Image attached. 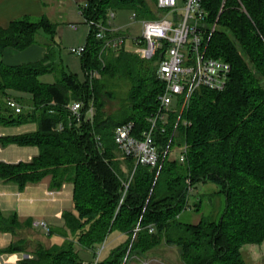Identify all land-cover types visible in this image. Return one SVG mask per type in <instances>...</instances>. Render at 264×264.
Here are the masks:
<instances>
[{"label":"trees","instance_id":"obj_1","mask_svg":"<svg viewBox=\"0 0 264 264\" xmlns=\"http://www.w3.org/2000/svg\"><path fill=\"white\" fill-rule=\"evenodd\" d=\"M151 1L155 6L156 0ZM202 7L207 13L206 57L230 64L226 86L221 91L203 87L195 91L177 124L178 106L172 108L164 132L154 134L159 164L154 168L138 165L133 174V160L117 152L112 133L127 122L134 124L135 133L148 128L147 119L156 114L163 90L155 75L158 56L143 60L120 48L99 59L102 43L90 29L80 59L84 72L95 69L99 78L80 82L55 63L56 25L46 17H26L0 27V126H37L34 132L0 141L38 148L29 162H0V179L20 189L47 177L51 189L71 184L73 207L63 211L61 218L77 247L94 254L112 232L124 237L99 264H122L131 255L159 259L152 251L165 246L176 250L179 264H246L242 248L264 242V0H202ZM117 10H128L137 19L154 18L145 0H87L81 12L87 20L105 22ZM33 44L46 49L42 60L17 66L2 62L6 48L21 51ZM44 74H53L54 82H41ZM122 80L129 83V89L120 100L119 113L107 115L105 99L112 97ZM8 91L25 93L28 98ZM8 99L18 102L22 112L9 109ZM90 99L96 107L93 124L72 120L69 105L86 104ZM175 124L179 145L186 146L183 163L169 159L170 146L165 153L170 140V144L177 142L172 136ZM95 137L102 149L97 148ZM131 174L124 194L123 183ZM207 182L224 197L219 218L203 217L197 224L180 222L191 190ZM30 226V220L22 222L0 213L1 233L16 235ZM60 235L63 243H38L20 264H81L73 241L66 232ZM25 245L18 237L0 253L25 252Z\"/></svg>","mask_w":264,"mask_h":264},{"label":"built area","instance_id":"obj_2","mask_svg":"<svg viewBox=\"0 0 264 264\" xmlns=\"http://www.w3.org/2000/svg\"><path fill=\"white\" fill-rule=\"evenodd\" d=\"M155 6L158 13H161L155 19H137L134 13L130 18L138 20L142 24L141 37L131 41L134 48L133 53L143 60L158 56L155 75L163 86L162 93L158 97V110L154 116L147 119V129L135 133L134 124L127 122L117 125L112 133L117 152L122 157L133 160L132 174L138 165L154 168L159 164L160 154L154 134L157 130L164 132V124L167 122V115L173 104L181 105L182 110H180L178 122L181 111L187 106L195 91L202 87L215 91L223 90L231 71L229 63L221 59L206 57L208 39H205L204 20L207 13L202 7V0H184L183 7L178 6V0H156ZM84 7L85 4H79L77 10L83 23L92 30L94 39L102 43L99 59L108 51L124 48L126 35L122 33L121 29H112L111 19L114 18V14L109 13L105 22L87 20L83 18L81 12ZM71 27L76 28L75 25H71ZM214 28L215 25L211 28L210 33ZM85 50V46L70 48L69 53L81 57ZM85 78L91 82L99 78V72L95 69L87 70ZM7 106L14 113H20L23 110L22 106L13 99L7 100ZM68 112L72 120L92 125L96 107L92 99L86 104L83 101H75L69 105ZM58 129L61 130L62 125H59ZM94 139L97 148L102 149L98 137ZM167 150L168 146L165 153ZM185 154L186 146L183 145V151L175 160L183 163ZM127 186V184L124 186V194ZM31 227L33 229L42 228L43 231L49 233V228L44 222L32 221ZM152 232L153 229L149 227V233ZM105 245L106 241L96 248L90 261H83L81 264H99ZM126 259L127 257L124 258L122 264ZM138 260L142 264H166L156 258L141 257Z\"/></svg>","mask_w":264,"mask_h":264},{"label":"rangeland","instance_id":"obj_3","mask_svg":"<svg viewBox=\"0 0 264 264\" xmlns=\"http://www.w3.org/2000/svg\"><path fill=\"white\" fill-rule=\"evenodd\" d=\"M145 1L147 5L150 7L152 11V15L154 16V18L152 19H155L161 15V13H158L157 9L155 8L151 0H145ZM82 2L83 1H80V3ZM183 5H184V0H178V6L183 7ZM64 8L65 7H63L62 10H60V12L64 11L63 10ZM71 11H73V13L72 14L69 13L67 17H65V15L63 17L59 16L56 17V19L54 20V24L56 25V31L54 35V41L56 43V45L54 46V51H55L54 61L56 64H60L65 72L72 74L73 76L76 77L78 81L83 82L85 81V72L82 67V61L80 57H76L75 55L70 54L69 49L84 47L86 43V39L89 35L90 28L87 24L83 23V19L81 15L78 13L76 5L73 6V10ZM113 14L115 15V18L111 19L112 29L122 30L123 34L126 35L125 49L127 51L133 52L134 48L131 44V41L133 39L141 37L142 35L141 22L138 20H132L130 18L132 13L128 10H117L114 11ZM71 25H75L77 29H73ZM41 34L42 33H40V35ZM39 80L43 83H53L54 76L53 74H44L40 76ZM109 89L111 88L109 87ZM128 89H129V83L127 81L122 80L120 82H117V88L113 90L115 92H112L113 93L112 97L105 99L106 107L104 108V110L107 115H116L119 113V109L121 108L120 100L124 98ZM8 93L12 96L18 95L28 98V96L25 93L16 92V91H8ZM176 105L178 106L177 109L180 113V110H182L181 105L174 103L172 108H174ZM176 124L174 125L172 133L173 135L175 134L174 140H176L177 142L175 141L176 143L173 142L174 144L173 143L170 144L171 141L170 140L167 144V146H170L169 149L170 151L168 153V157L170 160L175 159L183 151V145H185V144L179 145L180 142L178 138V132L176 130ZM0 129L15 135H17L18 133L19 135L28 132H34L37 130V126L35 123H26L17 126H0ZM10 145L22 149L23 152L25 151L24 150L25 148L30 149L28 151H33V150L38 151V148L35 146H28L24 148L14 144H10ZM118 159L122 160V157H118ZM131 179L132 176L129 175L128 180L125 183H123V187L126 184L129 186ZM68 187L69 190H66L65 188L62 190V195H63L62 198L65 208H72L71 198L67 197L68 192L71 193L72 188L71 185H68ZM217 191L218 188L211 182L197 184L195 188L191 190L190 195L188 197L189 207L181 214H179L178 220L182 223H187V224H197L203 217H210V218L212 217L213 219L217 220L221 215L224 207V197L221 194H216ZM197 202L199 203V207ZM49 212H51V210H49ZM35 221H38L40 223L42 222L39 221L38 219H35ZM50 226H48V228L50 227L53 231H56V229H59L61 227L53 223ZM64 230L63 231L66 232L68 236V240L73 241V247L76 250L78 249L79 256L82 259V261H90L93 258L94 254L80 250L77 247V244L75 243L74 236L72 235V233L69 230L66 229ZM4 236H5L4 234L0 233V239H2ZM35 237L36 239H39V241L43 245L49 244L48 241L50 239L52 240V244H61L65 241V238L62 237L61 235L57 233H51L49 235V233L45 231L44 233L38 232V234H36ZM123 242H124V238L118 232H112L111 234H109L106 239L105 248L101 255V260L108 258L110 252L113 249H115L117 246L121 245ZM152 252L153 254L155 253L159 257V259H161L164 263L167 264L178 263L177 261L178 258H176L177 256L174 248L166 247V246L158 247L154 249ZM242 254L244 256V260L246 264H262L264 259V242L261 245H246L244 248H242ZM124 264H142V263L137 258H134L133 255H131L125 261Z\"/></svg>","mask_w":264,"mask_h":264},{"label":"crops","instance_id":"obj_4","mask_svg":"<svg viewBox=\"0 0 264 264\" xmlns=\"http://www.w3.org/2000/svg\"><path fill=\"white\" fill-rule=\"evenodd\" d=\"M80 1L83 2L80 3ZM86 1L87 0H0V27L5 28L12 21L22 18L27 17L35 20L42 16L46 17L54 24L56 17H63L64 15L67 17L69 13H73L71 10H73L74 5L78 7L79 4H85ZM63 7H65L63 9L64 11L60 12ZM75 29H77V27ZM40 36V41H44V34L42 33ZM45 54L46 49L41 44H33L21 51L13 48H6L2 54L1 60L6 66H17L40 61L44 58ZM13 135L15 134L0 129V139ZM24 150L23 152L22 149L13 147L10 144H4L0 141V162L11 164L19 162L25 163L29 162L38 154L37 150L28 151L30 149L27 148ZM68 185L71 184H63L59 189H51L50 180L47 177L37 183H27L20 189L18 184L12 182L4 183L0 179V213L5 218L15 216L22 222L26 220L32 222L38 219L39 221L47 223L48 226L53 223L61 227L56 229V232L53 231L50 226L49 233H57L60 235L65 231L64 229H66L61 215L65 210H72V208H65L62 198V190L64 188L69 190ZM71 188L73 191L72 185ZM72 191L71 193L68 192L67 195L68 198H71V202ZM49 210H51V212H49ZM40 230V228L33 229L30 226V228L26 230L17 231L16 235L2 233L5 236L0 239V251H2L1 249L9 247L18 237L25 241L26 245L25 252H1L0 264H20L21 260L28 258L34 246L38 243L41 244L39 239L35 237L38 232L44 233L43 230ZM121 236L123 237V235ZM48 242L49 244H44V246L53 245L51 239ZM176 258H178V256ZM177 264H179V261Z\"/></svg>","mask_w":264,"mask_h":264},{"label":"water","instance_id":"obj_5","mask_svg":"<svg viewBox=\"0 0 264 264\" xmlns=\"http://www.w3.org/2000/svg\"><path fill=\"white\" fill-rule=\"evenodd\" d=\"M140 255V254H139ZM142 258H146L145 256L140 255Z\"/></svg>","mask_w":264,"mask_h":264}]
</instances>
